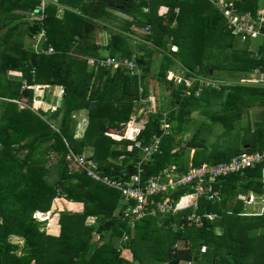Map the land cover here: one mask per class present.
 <instances>
[{"label":"trees","instance_id":"16d2710c","mask_svg":"<svg viewBox=\"0 0 264 264\" xmlns=\"http://www.w3.org/2000/svg\"><path fill=\"white\" fill-rule=\"evenodd\" d=\"M246 1L240 8L255 12L258 0ZM40 3L0 0V30L10 29L0 34L4 43L0 50V264H264V212L247 215L245 202L238 197L249 191L264 196V163L218 178L214 183L220 190L218 198H202L197 209L202 214L215 212L217 217L204 218L201 226L189 224L185 217L191 209H187L174 216L146 215L133 228L122 213L125 206L120 191L70 168L67 160L70 151L86 154L97 162L101 175L119 177L134 171L141 155L135 141L147 146L154 137H161L160 148L144 165L145 177L171 164L187 171L191 168L188 156L183 159L187 148L195 149L194 166L230 159L228 151L236 147L221 148L218 139L225 131L244 130L234 128L240 105L247 93L256 101L264 100V91L237 83L228 92L203 88L196 98L201 85L197 78L230 81V73L264 67V50L257 40L238 46L215 0H51L43 17L38 12L33 23L16 32L19 23L25 24V14L18 11L34 12ZM60 5L64 7L61 18ZM9 14L16 18L14 26L5 22ZM120 14L125 16L123 20ZM118 21L124 23L116 29L113 22ZM42 30L47 40H41L37 49L35 45L26 48L25 33L32 39ZM98 30L109 31L105 46L97 42ZM13 31L18 33L14 44L9 42ZM137 31L144 33V43L152 45L140 48L144 51L137 56L140 74L87 63L88 57L101 56L103 49L111 56L130 57L134 52L126 45L130 40L126 33ZM49 46L54 51L46 54ZM154 51L163 54L156 71ZM173 68L197 82L190 88L185 80L175 84L167 79ZM10 73L21 77L8 78ZM151 78L162 91L171 89L169 135L160 128L163 108L157 106L156 97L152 101ZM34 85L63 88V104L46 118L45 112L32 107L34 91L29 86ZM22 98L28 99L23 108L19 104ZM143 98L150 101L142 104ZM153 104L155 110L149 111L147 122L126 136L134 114ZM213 104L218 109L207 113V120L186 147L176 148L175 136L180 130L170 135L172 123L190 119L195 105ZM81 110L87 111L89 124L78 138L76 116ZM217 123L223 125L221 133L213 132ZM250 126L248 121L245 129L251 133ZM212 134L215 142L210 141ZM234 134L239 136L238 131ZM253 136L264 145V127L250 134ZM201 151L206 153L205 161L198 157ZM55 155L57 178L47 167L53 160L50 156ZM185 191L178 189L174 196L178 199ZM60 198L70 208L52 211ZM37 211H52L51 230L43 229V221L34 217ZM91 216L95 222L88 224ZM11 237L23 239L25 251L20 252V245ZM203 244L207 245L205 252L201 251Z\"/></svg>","mask_w":264,"mask_h":264},{"label":"built area","instance_id":"2783aa9c","mask_svg":"<svg viewBox=\"0 0 264 264\" xmlns=\"http://www.w3.org/2000/svg\"><path fill=\"white\" fill-rule=\"evenodd\" d=\"M46 1L48 0H41L40 5L35 11H44L47 4ZM224 8V17L231 33L234 36H238L242 42L260 40L261 47L264 50V13L260 12L256 16L250 13L240 15L237 13L233 1L225 3ZM36 37L38 41L35 48L37 49L38 43L41 40H47L46 31L42 30ZM174 48L177 50L176 46ZM53 51L54 48L52 46L44 50L46 54L52 53ZM87 63L95 68H125L131 75L140 74V68L135 56L118 58L116 56L101 54V56L88 57ZM168 74L167 79L178 81V83L185 80L189 88L198 79L201 85L196 89V96L202 93L203 88L221 90L224 87H228L225 90V92H228L230 86L233 85L232 82L214 78L199 77L196 79L195 77H188L185 79V77L181 76L179 80L178 78L175 80V76L168 78ZM250 76V85L252 83L260 87L264 85V68L260 66L253 68ZM146 100V103L150 101L149 98H146ZM148 109L150 111L151 106ZM147 120L142 124L139 123L140 120H134L130 123L127 130H131L135 125H138L139 128H136L132 133L139 131L140 126L144 125ZM160 128L164 131V134H169L168 114H162ZM160 143L161 137H154L152 143L147 146H143L141 141H135V146L141 149V155L134 164V171L133 169L129 170V176L127 173L119 177L101 175L97 169V162L86 154L77 155L70 151L67 155V160L70 168L82 170L92 179L102 181L120 191L125 206L122 209V213L125 217H129L133 228L136 222L146 215H159L161 217L174 216L179 215L187 209H191V212L185 217L189 224L201 226L204 218L213 220L217 217L215 212L206 211L203 214L197 212L202 198L208 201H213L218 198L220 190L214 186L217 179L264 163V148L257 150L246 149L232 156L230 159L217 164L192 166L187 171H180L177 165L171 164L159 172L145 177L144 165L150 160L152 154L159 150ZM178 189H186V191L177 199L174 193ZM250 199L253 201L252 194H250ZM206 249L207 245L203 244L201 250L205 252Z\"/></svg>","mask_w":264,"mask_h":264},{"label":"rangeland","instance_id":"374dc122","mask_svg":"<svg viewBox=\"0 0 264 264\" xmlns=\"http://www.w3.org/2000/svg\"><path fill=\"white\" fill-rule=\"evenodd\" d=\"M48 1H47V3H48ZM53 2H56V1H53ZM59 9L60 10H58V16L61 18L63 15V11H64L63 5H60ZM146 11H148V9L144 8V12H146ZM219 11L224 16V13H223L224 10L223 11L219 10ZM18 12L25 14L26 17L24 16V19H23V22L25 24L19 23L18 27L15 29L16 32L23 31V29H25V27L27 26V23H29V24L33 23L34 20L37 18V14H38V12H36V11H34V12L18 11ZM5 15L6 14H4V16ZM40 16L41 17L44 16V11L40 12ZM121 18H125V16L120 14L119 19H121ZM15 20H16L15 16L9 14L7 16V18L5 19V22L11 23L12 26H14L16 24ZM121 20H123V19H121ZM123 23H124V21L113 22V24H114L113 27L116 29H119L121 27V25H123ZM8 29L9 28H4L5 31ZM4 30H0L1 36H3V34L5 32ZM145 30L147 31V28ZM15 31H13L14 34L9 38V42L12 44L16 43L17 38H16L15 34L18 35V33H15ZM106 32L98 30L95 33V36L97 37V39H99L101 37V40H99V44H102L103 46H105L106 40L103 41L102 38H105L106 36H104V34L101 35V33L108 34V39L110 37L109 31L107 30ZM126 34H128V36L130 37L129 42L126 45L133 49L134 54L131 56H135L136 60H137V56H139V54L144 53L143 50H140L141 46H143V47L148 46L149 49H150V46H152L151 44H147V43L143 42L144 37L142 34H144V33L140 34L139 32L138 33L137 32H135V33H133V32L129 33L128 32ZM139 37H141V38H139ZM235 40H236V43L238 46L247 45L245 42H242L238 36H236ZM37 41H38V39L36 36H34V38L31 39V38H28L27 34L25 33L24 42H25L26 48L34 47V45H36ZM0 43H1L0 44V50H1L4 47L3 39H0ZM172 49L175 50L174 46H172ZM101 53L103 55H109V52L104 50V49L101 50ZM154 53H155V57L159 58V61H160V59L163 57V54L154 51L153 55H154ZM234 73H235V76H233ZM230 74L231 75L228 77L230 78V80L233 83H235V84L239 83L241 85L250 86V73L248 70H246L245 72H242V73L239 71H235V72L230 73ZM8 75H9L8 78L12 77L13 79H16V80L20 79V77H21L18 74H11L10 73ZM172 76H175V80H176V78H178V80H179V78H181V76H183V73L176 70L175 68H173L172 70L169 71L168 78L172 77ZM225 77H227V76H225ZM175 84H178V81H175ZM29 88L33 89V91H34V98H33L32 107L37 111L41 110V111L45 112V116H44L45 118L48 117L52 113V111H54L57 107H60L63 104L62 97H63L64 93H63V89L61 87L58 88V91L60 93V95H58V97L60 96L59 100L55 99V97L57 95L54 94L55 92L52 89L53 87H51V86L34 85V86H29ZM160 88H161V86L159 87L158 85H156L154 82V79L151 78L150 84H149V89L152 90L154 92V95H155L152 97V101H153V99L155 101L154 97H156L158 100L157 106L159 108L160 107L163 108L162 113L166 114V115L168 114V117H169L170 116V110L172 108V105L170 104L171 89L167 88L165 91H162ZM195 97L197 98L196 95H195ZM27 100H28L27 98H22L21 101H19L20 107L23 108V107L28 106ZM217 100H219V102L221 101L218 98H217ZM146 101H147L146 98H143L141 103L145 104ZM260 103L261 102H259V100L256 101L249 93H247V97H246L245 102L242 105H240V109H242L240 112L241 113L240 118L238 120H236L235 122L233 121L234 125H235L234 128H237V129L243 128L245 131L242 130L243 133H241L239 130H235L233 132H228V131L223 132L221 138L218 139V143L220 144L219 147L222 148L224 146L225 147L228 146V148L232 147V149H234L237 145V146H239L240 149H243V148H245L244 143H250V129H245V127L247 126L248 121H250V119H251V121L253 122L252 127L255 128L256 120L261 119L263 117V112H264V106L263 105L264 104L262 105ZM149 107H150V105H149ZM154 107H155V104H153V106L151 105L150 111H153V109L155 110ZM218 107H219V105H215V104H213L209 107H205V106L204 107L203 106L198 107V105L197 106L195 105L190 110V113H189L190 119H182L181 118L182 120H178L177 122H174L175 124L172 123L170 135L171 134L175 135L176 133H178V131L175 132V129L180 130L179 135L177 134L175 136V141L177 144L176 148H180L182 146L186 147L185 145L188 143V141L191 140L194 132L200 127V125H202L203 121L207 120V118H208L207 113L215 111L216 109H218ZM149 114H150L149 109L145 108L143 106L142 108H140L138 113L134 114V116L132 117V121H134V120L139 121L140 120L139 123L142 124L145 122V120L148 119ZM76 120L78 121L77 128H76V137L79 138V137L83 136V134H84V132H85V130L89 124V119L87 118V111L86 110L79 111L77 113ZM170 121H171V119H170ZM56 122L57 123L55 125L58 126L57 125L58 120ZM186 127H188V128H186ZM136 128H139V126L135 125L133 127V129L127 130L126 136H131L132 132L134 130H136ZM173 128H174V132H173ZM213 128H214V130H213L214 133H217L219 131L221 133V131L223 130V125H222V123H220V124L217 123L213 126ZM236 131H238V133H239L238 137L236 134H234V132H236ZM241 134H243V135L241 136ZM215 137H216L215 134H212L210 137V141L212 140V142H215ZM118 139H120V138H118ZM208 146L210 148L213 147L211 145H208ZM239 148L237 150H239ZM237 150H234V153H236ZM88 151H90V150H88ZM194 151H195L194 148H190V149L187 148L185 150L186 154H184L185 156L183 159H186V156H188V158H190V154ZM204 152H206V151H204ZM205 154L203 153V151H201L198 154V157L200 158L201 161L206 160V158H202ZM50 157L53 160L47 164V167L50 168L51 176L57 178L58 177V171H57V168L55 167V165L57 164V156L55 155V156H50ZM72 166H73V164H72ZM238 197L244 200L247 215L261 214L264 211V202H262L263 200L261 199L260 196L253 195V201L250 199V193H247V194L242 195V196L240 194ZM61 203L64 204L63 200L61 198L57 199L54 202V206H53L52 211H54L56 208H58L60 210H61V208H64L65 205L63 206V205H61ZM52 211L45 212V213L37 212L34 215L35 218H38V220L43 221L42 227H43V229L48 230V231L51 230V228H52L51 222L53 219L51 218L50 220H48V221H50L48 223L45 221L50 217V214ZM87 223L90 224L91 219L88 218ZM11 241L14 244L20 245V247H21L19 249L20 252L25 251V245H24L23 239L11 237ZM183 264H185V263H183Z\"/></svg>","mask_w":264,"mask_h":264},{"label":"crops","instance_id":"0c3cea01","mask_svg":"<svg viewBox=\"0 0 264 264\" xmlns=\"http://www.w3.org/2000/svg\"><path fill=\"white\" fill-rule=\"evenodd\" d=\"M53 1H56V3H58V0H53ZM230 1H233L234 2V6H235V8H236V11H237V13L238 14H240V15H245V14H247V13H250V14H252L253 16H256L257 14H259L260 12H263L264 13V0H258V8H257V10L255 11V12H253L252 10H250L249 8H246V9H241L240 8V3H243V4H246L247 3V1L246 0H215V4L217 5V7H218V10H221V11H223V10H225V8H224V5H225V3H228V2H230ZM47 2V1H46ZM49 2H50V0H49ZM218 2V3H217ZM106 32V31H105ZM107 33V32H106ZM137 33H138V31H137ZM140 33V32H139ZM102 34H104V36H106L105 38H102V40L103 41H105L106 40V42H105V44H107L108 43V34H105V33H101V35ZM140 34H142V33H140ZM143 35V34H142ZM110 36V35H109ZM139 38H141V37H139ZM235 38H236V36H235ZM99 40H101V37L99 38V39H97V42H99ZM103 43V42H102ZM257 45H259V46H261V41L260 40H257ZM252 46V44L250 45V47ZM140 50H142V49H140ZM256 54V56H257V54H258V52L257 53H255ZM103 55V54H102ZM154 61H153V65H154V71H156L157 70V68H158V66H159V63H160V61L162 60V58L160 59V61H159V58H157V57H155V53H154ZM258 66H260V65H258ZM258 66H256V67H258ZM256 67H254V68H256ZM260 67H262V68H264L263 66H260ZM170 71V70H169ZM251 77V76H250ZM222 80H224V81H227V80H225V79H222ZM228 82H231V80L230 81H228ZM48 86H51V87H53L52 89L54 90V94L55 95H57L56 97H55V99L56 100H59L60 99V96L58 97V95H60V93H59V91H58V88L59 87H61V86H58V85H48ZM250 86H253V87H256V88H259L260 90H263L264 91V85L263 86H259V85H257V84H255V83H252V85H250ZM62 88V87H61ZM227 88L228 87H224L223 89L224 90H227ZM63 89V88H62ZM230 90H231V87H230ZM229 90V91H230ZM152 93L154 94V92L152 91ZM62 99H63V97H62ZM259 102H261L260 104H264V100H259ZM264 106V105H263ZM58 108V107H57ZM87 118H88V116H87ZM250 122H251V133L250 134H253V133H255L260 127H264V112H263V117L261 118V119H257L256 120V122H255V128H253L252 126H253V122L251 121V119H250ZM170 125H171V121H170ZM240 130V129H239ZM240 132L241 133H243V131H241L240 130ZM251 144H253L251 147H250V145ZM255 145V146H254ZM239 146H237L236 145V149L235 150H237V148H238ZM250 147V148H249ZM264 148V145H261V143L259 142V140L258 139H255V137L253 136L252 138H250V143H245V149H263ZM221 149V148H220ZM233 150V149H232ZM241 151V149H239V150H237V152L236 153H234V151H228V153H232L231 155L233 156V155H235V154H239V152ZM194 153H195V151L194 152H192L191 154H190V158H188V163H189V165H190V167H192V166H194V165H192V162H193V155H194ZM205 158V157H204ZM263 175H264V171H263ZM248 193H251L252 195H256V194H254V192H252V191H249ZM241 194V196L242 195H245V194H247V193H244V192H240L239 194H238V196ZM261 197V199L263 200L262 202H264V196H260ZM260 199V198H259ZM63 202H64V204L63 203H61V205H65L64 207H66V206H68V208H70L69 207V205L67 204V202H66V200H63ZM260 202V201H259ZM40 212V211H39ZM47 212H49V211H47ZM264 212V211H263ZM42 213H45V212H42ZM50 218H51V214H50ZM89 219H91V223L90 224H93L94 222H95V217H93V216H91V217H89Z\"/></svg>","mask_w":264,"mask_h":264},{"label":"clouds","instance_id":"9594fccd","mask_svg":"<svg viewBox=\"0 0 264 264\" xmlns=\"http://www.w3.org/2000/svg\"><path fill=\"white\" fill-rule=\"evenodd\" d=\"M231 82H232V81H231ZM232 83H233V82H232ZM234 84H235V83H233V85H234ZM250 194H251V193H250ZM37 212H39V211H37ZM37 212H36V213H37ZM40 212H41V211H40ZM36 213H35V214H36ZM50 219H51V218L49 217L46 221H48V220H50ZM37 220H38V218H37ZM39 221H41V220H39Z\"/></svg>","mask_w":264,"mask_h":264}]
</instances>
